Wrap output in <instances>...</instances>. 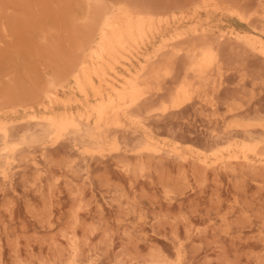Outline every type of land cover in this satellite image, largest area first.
<instances>
[{"label": "rangeland", "instance_id": "1", "mask_svg": "<svg viewBox=\"0 0 264 264\" xmlns=\"http://www.w3.org/2000/svg\"><path fill=\"white\" fill-rule=\"evenodd\" d=\"M11 1L19 2L21 6H15L20 8L13 4L10 8L8 0H0L12 9L9 12L3 7L9 16L11 11H19L10 36L9 31H5L6 41L1 36L5 43H0V107L6 111L2 119L13 126L7 143L17 144V149L15 146L8 159L1 158L7 143L0 136V175L5 169L12 176L8 185L0 179V264H69L66 239L74 235L81 241L82 255L92 256L95 264H159L157 261L165 256L180 264H264L263 244L256 235L264 222V170L245 169L238 175L229 170L231 176L227 171L216 176L211 170L193 166L190 160L168 155L161 160L152 155L138 157L134 149L147 135L142 127L131 124L116 130L118 135L113 126V134L101 144L84 138L72 141L69 135L61 141L43 138L24 142L19 138L42 133L40 126L25 123L33 122L32 114H45L46 109L35 97L50 84L66 93L65 101L56 103L57 109L81 107L75 101L80 95L72 89L70 75L84 54L99 7L89 6L86 0ZM143 1L154 6L165 0ZM236 1L232 0V5L251 12L252 19L263 16L264 7L259 2L263 0H249L252 4ZM1 4L0 15L5 11ZM3 15V21L14 16ZM225 16L215 14L212 21L204 22L214 28L209 39L218 38L213 43L219 49V65L211 72L212 81L203 84V94L196 93L178 108L172 106L177 88L190 81L187 77L192 73L190 58L169 49L157 61L172 67L171 74L164 77L161 71L154 81L147 74L155 89L138 104L141 110H135L159 143L167 148L178 145L188 159L197 156L201 148L212 159L227 155L226 144L214 149L211 141L215 136L235 134L233 141L241 142L246 126L254 137L264 135V57L234 38H220V29L252 28L235 15ZM261 20H257L260 28L264 27ZM175 34L176 28L167 32V36ZM148 48L155 50L153 45ZM156 62L158 68L163 67ZM195 80L192 75L191 82L200 85ZM165 106L168 108L163 111ZM115 135L120 139L117 147L113 144ZM98 149L103 155L97 158L93 152ZM216 150L219 152L213 155ZM36 156L37 168L31 164ZM139 228L146 235L143 239L135 236ZM179 246L184 251L180 259L176 255Z\"/></svg>", "mask_w": 264, "mask_h": 264}, {"label": "bare ground", "instance_id": "2", "mask_svg": "<svg viewBox=\"0 0 264 264\" xmlns=\"http://www.w3.org/2000/svg\"><path fill=\"white\" fill-rule=\"evenodd\" d=\"M86 1L89 6H93L94 4H97L100 11L99 10L97 11V13L99 12L97 14L99 15L98 19L94 21L91 37L88 38L87 44L83 48L84 54L81 56V60L78 63V65L74 66L75 68L74 70L71 71L72 73L70 75L74 82L72 89L77 94L80 95L76 97L75 101L79 103L81 107L77 110H75L73 106L72 108H64L62 110L57 109L55 107L56 103L60 101H65L66 99L63 98L65 92H61V90L57 87V85L53 86L52 84H50V86L48 85L49 88L48 89L46 88L47 90L45 89L46 91L43 89L45 92L42 90L43 94H40L41 92L39 93L41 96L38 94L40 97L38 98L35 97L37 99L38 104L43 105L44 108L46 109L45 114L42 116H39L38 114H32L31 119H33L34 123L30 121H28V123H25L27 122V120L24 122L25 124H28L30 126L31 123L32 125H37L38 127L40 126L39 129H41L42 133H39L40 135L36 134L31 137H29L31 135L29 133L30 134L29 136H26L25 138L19 136V138L21 139L23 138L24 142L28 140L29 142L38 141L39 139L42 140L43 138H51L54 141H58L61 138L69 135L70 138L68 137V139L71 140L73 136L74 140L72 141L75 140L77 141L79 138L81 139L84 138L83 141L87 139L88 141L101 144L108 136L109 137L111 136L109 134H113L111 133L113 132L111 131V128L113 126L116 127L114 131L116 133V130L121 131L122 127L131 124L142 127L147 135L145 142L140 146L137 145L139 147L134 149L135 154L138 157L139 156L143 157L144 155H148V156L152 155V157L155 156L157 159L159 158L161 160L162 158L168 155V157L171 156L176 159L178 158L183 159L184 161L190 160L191 162H193V166L194 165L196 167L199 166L200 168L203 169V171L211 170L213 173L215 174L217 173L216 176H218L220 173L224 171H227V174L229 173V175L231 176L230 171L236 172V175H238L239 172L242 173V171L244 172L245 169H247L245 171L248 172L250 169H254L255 170L254 172H256V170H264V135L259 139L254 137L253 131H251V129L246 128L248 126L243 127V129L245 128V132L242 133L244 134L245 137L241 140V142L233 141L237 137V135L234 136L235 134L234 135L232 134L233 136L232 135L229 136L221 135L222 137L215 136L213 141H211L212 144L209 145L214 146L213 147L214 149L215 146L226 144V149L229 152L227 155H223L216 159H212L211 156L204 154L205 151L204 149L199 148L201 152L199 154H196L197 156H193L190 157L191 159H188V156L181 151L178 145L176 144L173 146L170 145V147L167 148L164 145H162L161 142L159 143L155 139L153 131L146 124V122L143 123L142 119L140 120L139 118L140 116L135 115L138 113L137 111H135L136 108L139 111L141 110L138 104L146 96H148L149 92L153 93L154 91V90L151 91L152 88L154 87L150 86L149 84L150 83L149 81L151 80L148 81L147 79L148 77L146 78L145 76L147 74H150L149 79H152L154 81L157 80L154 78L160 76L161 71L163 75H165L164 77H167L169 74H171L172 67L170 68L167 65L164 66L165 63H162V61H157V59H159V56L162 53H165L166 50L169 51V49H173L175 51L174 54L182 53V52L183 54H186V56L190 58L189 72L191 71L193 75V79L194 77L197 78V80H195L198 81L197 85L200 83V85L198 86L192 83L193 82V81L191 82L192 75H190L191 74L190 73L189 75L191 78L187 77L189 78L188 80L190 81L182 82L183 84H181L177 88L176 94L172 101V106L174 108H178L182 106L185 102L191 100L193 95H195L196 93L200 95L202 92H204V91L201 92V90H203L202 88L203 84L212 81L209 80V77H211L210 75H212L211 72H213V69L217 65H219V53H218L219 49L217 50V47L213 43L215 42L213 40L218 38L217 36L216 38L213 36V38L209 39L213 34L214 28L210 27V25H207V23H204L205 21L210 20V18L215 14H220L225 18L227 17L225 15L226 14L228 15L229 13L235 15L241 20L247 21L249 23V26L251 25L252 27L250 30L241 31L234 27L229 28L228 30L220 29L219 30L220 38L221 39L225 38V36H229V38L230 37L234 38L237 42L238 41L242 42V44H244L247 48H250L251 50L258 52L262 57H264V27L260 28L259 26H257L258 25L257 20L260 22L261 18L264 23V14L261 13L263 16L260 15L261 16L260 19H258L259 16L257 17V15L255 14L257 19L254 20L252 19V16L249 15L251 12L248 14L244 10H241V5L240 6L238 5L239 8L235 7L231 3L232 0H185V1L168 0L167 2L165 0L163 3L158 4L159 3L158 2L154 6H151L150 4L145 5V3L143 4V2H145L143 0H142L143 2L140 0L143 5H141V3L137 5L136 3H132L135 1L140 2L139 0H133V1L112 0L110 3H103V0H86ZM255 1L257 0H254V2ZM9 2L10 0H8L6 4H8L11 8L12 7L11 4L13 3L11 1L9 4ZM234 2L236 3L237 1L234 0ZM251 2L250 4H252ZM259 2L263 8L264 0ZM243 3L245 4L244 7H246V2L244 1ZM256 3H258V1ZM17 4H13V5L15 6ZM260 4H257L258 7ZM19 5L21 6L20 3ZM253 6H255V4ZM1 7L2 8L6 7L7 10L9 9L8 6L6 5L5 6L2 5ZM16 7L17 6H15L14 8ZM244 7L242 9H245ZM258 7L252 8V10L253 9L256 10L258 9ZM2 8L1 10H5V11L4 12L2 11L3 13H1V15L4 14L3 16L5 17L6 15L10 17L12 14H14L15 16L16 13L15 17L11 16V18H6V20L8 19L7 21L9 22L11 20L10 24H7V21L5 20L3 21V17L0 15L2 17V18L0 17V43L2 42L5 43L8 37L7 34L9 33V36L11 34V30L9 29L12 28L11 26L12 21L16 20V17L18 16L17 13L19 11L17 12L15 10L16 11L15 13L14 11H11V14L9 16L8 13L12 9L8 10L9 11L8 12L6 11V8L3 9ZM259 11H262V9H260ZM254 12H257V10L253 11V13ZM13 17L14 19H12ZM210 21H212V18ZM171 28H176V34L172 36H167V32ZM5 31L7 32L9 31V32L6 33ZM3 32L6 34H4ZM2 34L4 36L6 35L7 37L2 36ZM1 36L2 38L4 37L3 39H5V41L3 40L1 42L2 40ZM157 42L160 43L157 44ZM149 45L151 46L153 45L155 47V50L153 52L149 50L148 48ZM0 48L3 49V46L2 47L0 46ZM155 62L158 63L159 65H161L162 63L163 67L160 66L158 68L157 64L155 65ZM162 80L163 79H161V82ZM162 85L163 84H161V86ZM208 85L209 84H207V86ZM36 99H34L35 102ZM200 99H202V97ZM73 102L74 101L72 99V103ZM30 106L33 107V105H29V107ZM166 106L162 109L163 111H166V109L168 108ZM3 109L4 108L0 107V136L2 135L3 139L7 143L9 142V137L11 136L10 132L12 131H10L11 125H9V122L5 121L1 117L3 116V114L6 113V111ZM28 120H30V117ZM11 128H13V126ZM38 131L39 130L37 129V132ZM226 132L227 131H225V133ZM242 133L239 135H242ZM116 135L118 134L116 133ZM116 135L113 137L114 138L113 144L116 145L117 147L118 140L120 139H118L119 137ZM66 138L67 137H65L64 139ZM52 143L54 144V142ZM16 145L17 144L13 145L7 143L5 145V150L2 151L3 155H1V158L8 159L9 155L11 156V154L14 153L13 150H15ZM210 146L208 148H210ZM120 148L123 150V147L120 146ZM213 148H211V150H214ZM218 152L219 150H216V152H214L213 155H217ZM93 154L94 155L97 154L96 157L99 155H103L101 149L94 151ZM123 154L125 155V152ZM118 156L121 155L118 154ZM125 156L127 157V155ZM31 160H32L31 163L32 166L33 167L35 166L37 168L39 165L37 156L32 158ZM13 161H14V157L12 162ZM16 163L17 161L16 162L14 161V164ZM126 171H129V169ZM250 171L252 172L253 170ZM234 175L232 174V177ZM0 179H2L3 182H7V185L8 183L12 182L11 174L5 171V169H3L1 173ZM73 182H75V179L73 180ZM142 229L140 230L139 228L140 231L137 230L138 234L137 235L134 234L139 239H143L146 236L144 233L145 230L143 229L144 231H142ZM135 231L136 229L134 230V232ZM134 232L130 231L129 235H131ZM257 233L258 234L256 235L257 237H259L260 243L262 241L263 244L262 248L264 249V222L260 225ZM188 235L187 236L190 237L191 232H189ZM77 237L74 235L66 239L68 245L70 246V251H69L70 254H67L69 257L68 258L66 257V259L68 260L69 264H93L94 262L92 263V256L89 257V255L86 256V254H83L85 256L82 255V253H84V251L82 250L83 247L81 248L82 245L80 244L81 241L79 242ZM178 243L180 244V242ZM181 244H184V242ZM176 248L178 249L176 255L178 256V259H180L181 256L183 255L182 252L184 251L180 246L179 248L178 247ZM262 261H264V259H262ZM157 262L159 264H180V262L177 261L176 259L170 260V257L167 256H165L164 259L159 260Z\"/></svg>", "mask_w": 264, "mask_h": 264}]
</instances>
